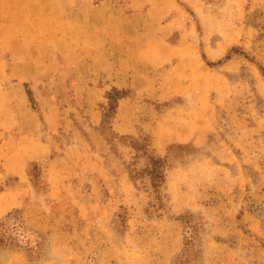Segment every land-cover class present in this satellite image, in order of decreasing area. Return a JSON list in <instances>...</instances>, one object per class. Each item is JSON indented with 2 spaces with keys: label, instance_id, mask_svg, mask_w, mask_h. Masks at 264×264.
<instances>
[{
  "label": "rangeland",
  "instance_id": "obj_1",
  "mask_svg": "<svg viewBox=\"0 0 264 264\" xmlns=\"http://www.w3.org/2000/svg\"><path fill=\"white\" fill-rule=\"evenodd\" d=\"M131 1L0 0V264H264V0Z\"/></svg>",
  "mask_w": 264,
  "mask_h": 264
},
{
  "label": "trees",
  "instance_id": "obj_2",
  "mask_svg": "<svg viewBox=\"0 0 264 264\" xmlns=\"http://www.w3.org/2000/svg\"><path fill=\"white\" fill-rule=\"evenodd\" d=\"M27 93L32 101L31 92L27 90ZM128 94V89L113 88L111 93L107 96L109 102L108 108L103 117V125L107 120L106 117L115 113L117 102L126 98ZM153 163L158 165L160 162L159 160H153ZM37 239V234L25 225L20 211L11 212L0 219V245L17 247L20 244H24L28 249L32 250L37 246Z\"/></svg>",
  "mask_w": 264,
  "mask_h": 264
},
{
  "label": "crops",
  "instance_id": "obj_3",
  "mask_svg": "<svg viewBox=\"0 0 264 264\" xmlns=\"http://www.w3.org/2000/svg\"><path fill=\"white\" fill-rule=\"evenodd\" d=\"M140 1H142V6L143 7H146L147 9L146 10H148L147 11V13H149V15L153 18L152 19V21H158V16H156L154 13H152L153 11H154V6H155V1L156 0H132L131 2H132V4L134 5V7L136 8V9H139V6H136V2H140ZM166 12H167V10H165ZM164 13V14H162L163 16H166L167 15V13ZM163 27H167V25H164ZM165 30H166V28H165ZM171 48V47H170ZM172 49V48H171ZM122 101H124V99H122Z\"/></svg>",
  "mask_w": 264,
  "mask_h": 264
}]
</instances>
